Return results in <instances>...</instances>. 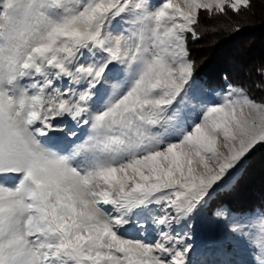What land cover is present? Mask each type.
Listing matches in <instances>:
<instances>
[{
	"label": "snow or ice",
	"instance_id": "obj_1",
	"mask_svg": "<svg viewBox=\"0 0 264 264\" xmlns=\"http://www.w3.org/2000/svg\"><path fill=\"white\" fill-rule=\"evenodd\" d=\"M252 3L0 0V264H209L194 224L227 242L211 264H264V202L212 207L264 94L209 90L188 47Z\"/></svg>",
	"mask_w": 264,
	"mask_h": 264
},
{
	"label": "trees",
	"instance_id": "obj_2",
	"mask_svg": "<svg viewBox=\"0 0 264 264\" xmlns=\"http://www.w3.org/2000/svg\"><path fill=\"white\" fill-rule=\"evenodd\" d=\"M239 23L240 30L234 31ZM202 24H212L214 31L202 32L199 40L189 37L191 59L196 62L197 81L208 89L219 91L228 84H243L254 96L264 94L254 87L262 81L257 69L264 66V3L253 0L252 7L241 16L220 17ZM200 31V29H198ZM264 202V149H258L251 157L238 185L231 192L223 193L213 202L229 208L258 209ZM212 209H209V214ZM203 259V258H202ZM209 259V264H211Z\"/></svg>",
	"mask_w": 264,
	"mask_h": 264
},
{
	"label": "rangeland",
	"instance_id": "obj_3",
	"mask_svg": "<svg viewBox=\"0 0 264 264\" xmlns=\"http://www.w3.org/2000/svg\"><path fill=\"white\" fill-rule=\"evenodd\" d=\"M68 126L71 127V123H69ZM58 135H62V134H58ZM193 227L197 228V231L192 237V242L194 244V251L200 250L202 253H204L203 256L197 257V259L199 260L203 258L208 261L209 259L211 260L212 256L208 254L214 252L220 245L226 244L227 242L222 239L219 232H212L208 230L199 229L195 224L193 225ZM130 233L132 235L135 234L134 230H130ZM228 247L230 250L231 246L229 245Z\"/></svg>",
	"mask_w": 264,
	"mask_h": 264
}]
</instances>
